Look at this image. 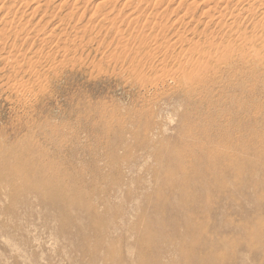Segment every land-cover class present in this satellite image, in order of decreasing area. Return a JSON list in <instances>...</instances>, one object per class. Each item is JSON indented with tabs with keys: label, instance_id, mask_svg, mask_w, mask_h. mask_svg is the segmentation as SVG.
Wrapping results in <instances>:
<instances>
[{
	"label": "rangeland",
	"instance_id": "1",
	"mask_svg": "<svg viewBox=\"0 0 264 264\" xmlns=\"http://www.w3.org/2000/svg\"><path fill=\"white\" fill-rule=\"evenodd\" d=\"M108 1L0 0V264H264V0Z\"/></svg>",
	"mask_w": 264,
	"mask_h": 264
},
{
	"label": "bare ground",
	"instance_id": "2",
	"mask_svg": "<svg viewBox=\"0 0 264 264\" xmlns=\"http://www.w3.org/2000/svg\"><path fill=\"white\" fill-rule=\"evenodd\" d=\"M35 1L36 0H34V2ZM247 1L248 0H240L239 3H244ZM108 2L109 1L107 0V3ZM261 3L264 6V2H261ZM227 9L228 8H226V10ZM209 12H210V9H209ZM229 12H231V11H229ZM218 14H219V12H218ZM220 14H221V12H220ZM220 14H219V17L221 16L220 18L222 19L223 16ZM263 15H264V13H263ZM219 17H216V18H219ZM232 17L235 18L234 16H232ZM251 18H252V15H251ZM135 23H136V21H135ZM262 29H264V27ZM19 33H20V31H19ZM256 33H257V31H256ZM246 34H244V35H246ZM246 37H247V35L243 36V34L241 37L239 36L240 40L242 41L243 47H247V44L252 42V39H251V42L250 41L248 42V38H246ZM256 39L255 38L253 39V41L256 40V41H254L255 46L252 45V47L250 46L249 48H247V52L243 48L238 50V51H240L239 56H242V57H240L241 59H238L239 57L235 59L236 56H234V55H236L238 53L234 52V51L237 50V48H235V50H233V49L229 50L231 47L230 48L227 47V50H225V51L223 50L224 52L222 51L223 53H220L222 55H218L220 52L219 51L216 53L217 55L214 54L215 55L214 57H213V54H212V56L210 55L206 59H204L203 57L202 58L200 57V58H197L195 61L191 62L190 64H189V61L187 64L186 63L183 64V63L179 62V67L177 68V70L174 72H171L170 74L168 73L169 75L167 76V78L165 76L164 77H165V79H168V80L170 79L173 82H175L176 84H178L179 86L183 87V89L186 90L187 94L193 93L192 91H196V89L198 91V89H200V87H202V88L206 87V86H208L209 83H220V82L223 83V81H224L223 79H224L225 74H227V76H228V78L226 79V82H228V83H234V82H237L238 80L243 82L244 81L243 77L246 74L241 75L240 78H238L237 75L239 74L240 71H245V72L250 73V77H252V79L249 77L248 80L251 79L250 81L253 82V85L258 86L260 84V82L264 84V80H262L261 75H260V74H264V72H263L264 71V40L261 39L260 37H256ZM246 42H248V43L246 44ZM254 42H252V44ZM257 42H259V46L257 45ZM238 43H240V42H238ZM232 47H233V45H232ZM237 47H239V46H237ZM225 48H223V49H225ZM232 50H233V52H231ZM214 52H216V51H214ZM234 53H236V54H234ZM238 62H241V64ZM213 63H216L217 67H211V65H213ZM174 64H175V62H174ZM214 68H216V69L218 68V69L216 71L214 70L215 71V72H213L214 74L212 73L213 75H211V71H213ZM207 75H208V77H205ZM245 77H248V76H245ZM245 81H247V80H245ZM202 88H201V90H202ZM241 91H244V90H241ZM256 92H257L256 90H253L250 93H248L246 96H248V98H253V95ZM208 95L211 96L212 94H208ZM190 96H192V95H190Z\"/></svg>",
	"mask_w": 264,
	"mask_h": 264
}]
</instances>
